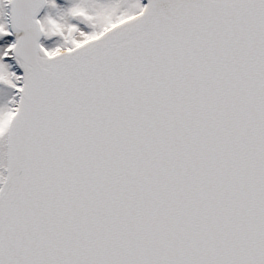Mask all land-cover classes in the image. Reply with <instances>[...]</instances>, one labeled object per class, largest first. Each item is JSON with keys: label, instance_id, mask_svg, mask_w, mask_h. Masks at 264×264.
<instances>
[{"label": "snow or ice", "instance_id": "obj_1", "mask_svg": "<svg viewBox=\"0 0 264 264\" xmlns=\"http://www.w3.org/2000/svg\"><path fill=\"white\" fill-rule=\"evenodd\" d=\"M0 264H264V0H0Z\"/></svg>", "mask_w": 264, "mask_h": 264}]
</instances>
